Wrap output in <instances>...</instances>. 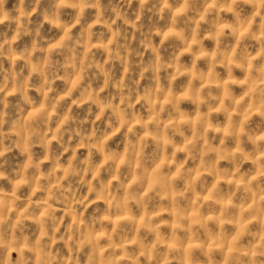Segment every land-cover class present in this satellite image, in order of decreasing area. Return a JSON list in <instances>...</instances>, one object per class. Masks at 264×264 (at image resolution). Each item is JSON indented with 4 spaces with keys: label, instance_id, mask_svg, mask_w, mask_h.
<instances>
[{
    "label": "clouds",
    "instance_id": "clouds-1",
    "mask_svg": "<svg viewBox=\"0 0 264 264\" xmlns=\"http://www.w3.org/2000/svg\"><path fill=\"white\" fill-rule=\"evenodd\" d=\"M0 264H264V0H0Z\"/></svg>",
    "mask_w": 264,
    "mask_h": 264
}]
</instances>
